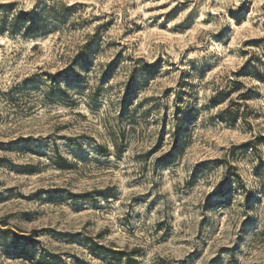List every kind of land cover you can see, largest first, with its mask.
<instances>
[{"label": "rangeland", "instance_id": "rangeland-1", "mask_svg": "<svg viewBox=\"0 0 264 264\" xmlns=\"http://www.w3.org/2000/svg\"><path fill=\"white\" fill-rule=\"evenodd\" d=\"M0 4V264H264V0Z\"/></svg>", "mask_w": 264, "mask_h": 264}, {"label": "trees", "instance_id": "trees-1", "mask_svg": "<svg viewBox=\"0 0 264 264\" xmlns=\"http://www.w3.org/2000/svg\"><path fill=\"white\" fill-rule=\"evenodd\" d=\"M8 7H9L8 4H0V8H2V10H6ZM14 21L15 23L17 22V24H26L28 29H35L36 25H39V21L37 20V18H35L30 12L21 13L20 15L15 17ZM61 82H63V80ZM224 112L226 114L227 119H231V120L237 119V114H232V112L229 109H226V111ZM117 253H122V252H117Z\"/></svg>", "mask_w": 264, "mask_h": 264}]
</instances>
